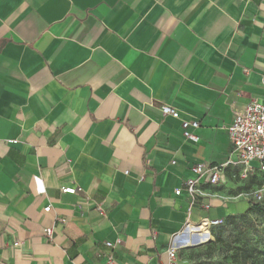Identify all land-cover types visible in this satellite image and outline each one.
<instances>
[{
    "label": "crops",
    "instance_id": "crops-1",
    "mask_svg": "<svg viewBox=\"0 0 264 264\" xmlns=\"http://www.w3.org/2000/svg\"><path fill=\"white\" fill-rule=\"evenodd\" d=\"M252 99L264 0H0V264H166L188 229L248 207L226 130ZM198 163L224 179L199 178L190 207Z\"/></svg>",
    "mask_w": 264,
    "mask_h": 264
},
{
    "label": "built area",
    "instance_id": "built-area-1",
    "mask_svg": "<svg viewBox=\"0 0 264 264\" xmlns=\"http://www.w3.org/2000/svg\"><path fill=\"white\" fill-rule=\"evenodd\" d=\"M160 110L163 116H169L180 121V129L185 140L194 143L198 141V137L194 133L199 128L197 121L181 119L179 113L170 106H161ZM226 131L229 142L237 154L238 163L242 167L237 178L243 181L255 173L263 177V181L259 187L244 192L239 197H243L248 202H259L264 195V102L252 99L244 108L234 111L232 123ZM224 168L221 166L206 167L200 163L190 168L192 176L185 181V188L183 190L190 199V207L195 205V198L197 196L203 195L202 191L198 188V179L205 176L207 184L218 185L224 179ZM60 191L63 194H75L79 190L71 187H62ZM181 192V189H177L174 194L178 196ZM202 208L208 209L209 206L203 204ZM51 209V206H47L43 211L48 213ZM201 222L207 224L208 230L222 223L221 220L209 219H203ZM44 233L46 238L51 240L53 229L47 228ZM120 244V240H116L115 243H104L105 247L111 250H114ZM167 257L166 264H177V249L169 248ZM105 264H115L112 254L107 256Z\"/></svg>",
    "mask_w": 264,
    "mask_h": 264
},
{
    "label": "rangeland",
    "instance_id": "rangeland-1",
    "mask_svg": "<svg viewBox=\"0 0 264 264\" xmlns=\"http://www.w3.org/2000/svg\"><path fill=\"white\" fill-rule=\"evenodd\" d=\"M236 182L241 185L239 192L243 185H247L238 178ZM247 188L245 190H251ZM260 206L263 211L258 215L246 218L236 215L234 220H223L209 230L206 224L188 229V240L182 246L186 249L178 252L177 264H242L239 250H248L251 258L247 264H264V199ZM236 209V214L244 213L247 203L237 202ZM211 233H216L219 240H215Z\"/></svg>",
    "mask_w": 264,
    "mask_h": 264
},
{
    "label": "trees",
    "instance_id": "trees-1",
    "mask_svg": "<svg viewBox=\"0 0 264 264\" xmlns=\"http://www.w3.org/2000/svg\"><path fill=\"white\" fill-rule=\"evenodd\" d=\"M247 182V185H243L242 189L245 190L246 187H248L247 189L251 188V187H259L260 184L262 183L263 181V177L260 175V174H252L250 175L246 180ZM264 199V196L262 197L261 201ZM261 201L259 202H253L251 203L250 201L248 202V207L246 209V211L242 214H236V215H242V217L246 218L250 215H258L260 213V211H263V209L261 208L260 206V203ZM236 215H232V216H227L224 220H234ZM211 236L215 239V240H219V237L216 233H211ZM240 251V259L242 261V264H247V261L251 258L248 250H239ZM234 264H237V263H234Z\"/></svg>",
    "mask_w": 264,
    "mask_h": 264
},
{
    "label": "bare ground",
    "instance_id": "bare-ground-1",
    "mask_svg": "<svg viewBox=\"0 0 264 264\" xmlns=\"http://www.w3.org/2000/svg\"><path fill=\"white\" fill-rule=\"evenodd\" d=\"M205 223V222H204ZM206 224V223H205ZM206 227H207V224H206ZM207 229H208V227H207Z\"/></svg>",
    "mask_w": 264,
    "mask_h": 264
}]
</instances>
